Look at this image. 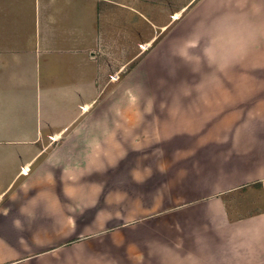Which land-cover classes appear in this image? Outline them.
<instances>
[{"label":"crops","instance_id":"0c3cea01","mask_svg":"<svg viewBox=\"0 0 264 264\" xmlns=\"http://www.w3.org/2000/svg\"><path fill=\"white\" fill-rule=\"evenodd\" d=\"M111 11L0 0V264H264V98L240 57L194 74L172 55L175 15H142L147 49L116 53L112 82L128 19Z\"/></svg>","mask_w":264,"mask_h":264},{"label":"rangeland","instance_id":"374dc122","mask_svg":"<svg viewBox=\"0 0 264 264\" xmlns=\"http://www.w3.org/2000/svg\"><path fill=\"white\" fill-rule=\"evenodd\" d=\"M109 2L112 8V18L118 19H128V42L127 47L122 46L121 50L116 48L115 42L113 41V55L109 58L112 66L111 81L115 82L124 73V66L121 64L123 60L127 57L129 60L139 54L141 50H146L144 48L145 43H138V38L141 36L146 39L148 33L152 32L151 25L146 21H155L160 25H165L168 22H172L173 14L175 15V21H177L176 28L172 31L173 38L178 41L181 38L187 36L189 33L193 32L198 24L202 21L214 18L220 13L232 10V8L249 10L254 3V0H98ZM263 1H257L255 3H262ZM101 9L99 8V11ZM126 12L127 17L123 13ZM146 17V20L143 16ZM163 30V28H162ZM161 31V30H158ZM154 32V31H153ZM114 33V28H113ZM119 33V30H118ZM142 44V45H141ZM121 51V56L123 60H119L115 57V54ZM117 55V54H116ZM251 55H258L262 59L264 64V39H261L254 47H252L246 55L241 56L238 60L241 66L240 82L243 83L247 90V86L251 87L247 91L249 97L255 96V101L258 104L264 98V73L260 69L251 68L252 73L247 74V67L253 66V57ZM232 66V63L228 65ZM227 67V66H226ZM224 68V67H223ZM243 69V70H242ZM245 71V73H243ZM255 72V73H254ZM213 75V74H211ZM225 77L227 75H221ZM176 81L181 82H192V77L189 70H183L177 72ZM255 86V88H254ZM183 87V86H182ZM246 94V92H245ZM251 94V96H250ZM254 98V97H253ZM255 103V104H256ZM258 106V105H257ZM263 108V106H258ZM99 204H103L102 202ZM100 205V206H101ZM98 209V207H97ZM117 221L109 218L108 222L96 219L94 221L95 228L101 229L102 227L114 225ZM129 240V239H128ZM94 241L97 246H102L104 242H113V236L110 234H97ZM115 241V240H114ZM91 242H93L91 240Z\"/></svg>","mask_w":264,"mask_h":264},{"label":"clouds","instance_id":"9594fccd","mask_svg":"<svg viewBox=\"0 0 264 264\" xmlns=\"http://www.w3.org/2000/svg\"><path fill=\"white\" fill-rule=\"evenodd\" d=\"M264 39V2L249 10H227L202 21L180 39L172 55L196 74L206 65L219 70Z\"/></svg>","mask_w":264,"mask_h":264}]
</instances>
